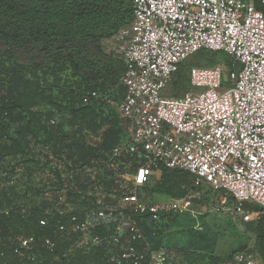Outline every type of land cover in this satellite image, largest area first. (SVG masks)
I'll use <instances>...</instances> for the list:
<instances>
[{
	"label": "trees",
	"instance_id": "obj_1",
	"mask_svg": "<svg viewBox=\"0 0 264 264\" xmlns=\"http://www.w3.org/2000/svg\"><path fill=\"white\" fill-rule=\"evenodd\" d=\"M253 1L264 14V0ZM132 21L133 0H0V264H112L114 246L84 244L79 234L60 236L56 229L58 222L68 223L71 215L96 206L98 199L89 191H102L106 201L130 191L124 176L136 173L138 157L126 152L113 156L129 130V122L112 107V99L119 104L123 98L125 65L118 56L103 55L102 42ZM20 53L34 58L21 62ZM226 57L230 66L232 59ZM192 66L201 65L190 60L173 77L176 92L187 87L174 96L190 90ZM93 92L99 96L85 103ZM160 174L154 185L152 177L142 188L141 201L146 202V192L180 199L201 190L186 171L161 168ZM69 206L74 209L66 211ZM49 209L55 216L42 227ZM60 211L67 214L62 217ZM136 219L145 243L160 249L158 238L170 227L172 215ZM256 225L251 251L264 262V216ZM114 231L111 225L95 233L109 236ZM32 235L34 261L14 252L19 238ZM46 239L55 240L53 250ZM237 251L224 259L177 249L166 252L167 264H230Z\"/></svg>",
	"mask_w": 264,
	"mask_h": 264
},
{
	"label": "built area",
	"instance_id": "obj_2",
	"mask_svg": "<svg viewBox=\"0 0 264 264\" xmlns=\"http://www.w3.org/2000/svg\"><path fill=\"white\" fill-rule=\"evenodd\" d=\"M106 41L118 42L114 53L125 65L118 113L129 122L128 140L113 156L126 152L138 157L134 192L122 197L124 207L71 215L68 223L58 222L56 232L79 234L84 244L114 246L112 264H167L165 250L145 243L136 217L188 215L202 229L205 213L194 209L191 193L151 204L141 201L137 191L161 168L190 173L196 187L216 193L233 215L257 218L249 206L264 210V14L254 1L133 0L132 24ZM204 50L231 57L227 74L219 66H192L190 90L169 95L176 73ZM98 96L93 92L84 102ZM54 216L46 211L40 225L48 227ZM111 225L112 235L95 233ZM18 243L15 254L34 261L35 236ZM45 245L53 250L56 242L46 239ZM230 264L264 262L246 248Z\"/></svg>",
	"mask_w": 264,
	"mask_h": 264
},
{
	"label": "rangeland",
	"instance_id": "obj_3",
	"mask_svg": "<svg viewBox=\"0 0 264 264\" xmlns=\"http://www.w3.org/2000/svg\"><path fill=\"white\" fill-rule=\"evenodd\" d=\"M118 42L107 43L106 40L102 42L103 55L107 56L108 59L115 57L114 49L117 48ZM1 46V43H0ZM114 55V56H112ZM21 62L29 63L34 58L31 54H19ZM105 62L103 57H101ZM192 62L204 67H221L225 74L228 72V58L223 53H206L205 51L191 58ZM189 60V61H190ZM175 80V79H174ZM173 80V82H174ZM170 84L168 94L174 96L175 94L180 95L187 90L184 87L181 91H177L172 88V83ZM115 88H111L110 91H114ZM112 107L118 113V100L112 99ZM122 100V99H121ZM43 106V109H46ZM128 134V133H127ZM128 140V136H124L122 145H124ZM48 176V174L44 175ZM161 174H155L152 178L151 186L160 178ZM126 186L129 185V192H125L121 196L109 195L108 201L105 200L107 196L102 191L93 194L89 191V196L94 195L98 200L96 206L90 208L89 210L96 211L101 207H124L122 202V197L129 195L133 190V173H128L124 176ZM38 179V178H37ZM38 181V180H37ZM139 197L145 195L144 190L141 188L137 191ZM193 197V207L197 211L204 212L205 215L201 219V228L197 229V222L191 216H178L172 215L173 219L170 227L165 229L163 233L159 236L158 241L160 249L165 250L167 253H173L177 249H187L194 250L202 254H212L224 259H228L231 255L237 251L239 248L246 247L251 250L256 246V237L254 235V228L257 226V222L260 221L261 217L264 216V212L260 211L259 208H252V210L259 216L254 220L246 221L242 217H237L231 213L230 205L222 207L220 204V197L205 187L200 191L192 193ZM143 199L151 204L155 200L158 202L168 201L171 199H176L167 195L160 194H148L146 192V197ZM62 202V200H61ZM230 202V201H229ZM74 208L69 206L65 209L66 211H72ZM50 210V209H49ZM61 210V209H58ZM51 211V210H50Z\"/></svg>",
	"mask_w": 264,
	"mask_h": 264
}]
</instances>
